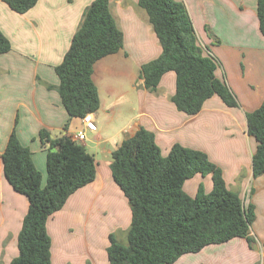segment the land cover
<instances>
[{"label": "crops", "instance_id": "1", "mask_svg": "<svg viewBox=\"0 0 264 264\" xmlns=\"http://www.w3.org/2000/svg\"><path fill=\"white\" fill-rule=\"evenodd\" d=\"M179 1L188 8L204 54L217 60L216 75L226 82L239 105L230 107L214 95L196 114L179 110L172 101L174 71L163 75L155 91L148 90L141 67L160 56L159 38L138 0H110L124 45L94 65L100 108L91 113L97 129L90 130L83 118L68 114L57 89L56 66L93 0H38L25 13L0 0V27L12 44L9 52L0 55V264H10L19 254L18 236L29 208L28 198L4 174L2 154L13 131L32 151L43 185L48 178V147L40 131L72 138L85 132V138L76 141L94 155L96 178L72 193L48 218L52 264H110V235L126 244L132 221L129 201L112 175V152L141 127L154 133L163 155L175 143L206 152L223 169L229 188L238 189L245 204L254 205L250 228L254 243L243 237L224 242L227 249L238 247L229 258L210 244L186 253H199L201 260L192 255L182 264H264V174H253L252 156L258 141L248 133L246 116L264 100V35L257 0ZM120 119L123 123L115 127L113 123ZM200 184L210 192L211 175L196 174L186 180L184 190L194 196Z\"/></svg>", "mask_w": 264, "mask_h": 264}, {"label": "trees", "instance_id": "2", "mask_svg": "<svg viewBox=\"0 0 264 264\" xmlns=\"http://www.w3.org/2000/svg\"><path fill=\"white\" fill-rule=\"evenodd\" d=\"M19 13L38 0H4ZM162 46L157 58L141 67L145 87L155 91L168 71L176 73L172 101L189 115L198 113L206 100L218 95L230 106L239 105L226 82L216 75L217 60L204 54L196 28L183 1L138 0ZM260 30L264 35V0H257ZM124 35L110 10V0H93L85 9L69 50L56 66L57 89L70 117L83 118L100 108L98 87L93 80L95 63L118 52ZM12 49L0 27V55ZM248 133L258 141L252 156L253 174H264V100L247 112ZM40 138L48 147V178L36 167L32 151L15 131L2 154L4 174L13 188L29 200L28 212L18 236L19 254L10 264H52L51 237L47 220L60 210L69 196L96 178V159L84 145L68 135L52 137L46 129ZM111 171L127 197L132 221L128 242L110 235V264H174L182 255L198 252L210 244L236 237L255 242L250 234L254 205L245 204L239 192L229 188L223 169L202 150L175 143L163 155L152 131L141 127L112 152ZM196 174L212 177L213 188L203 184L192 196L184 190Z\"/></svg>", "mask_w": 264, "mask_h": 264}, {"label": "rangeland", "instance_id": "3", "mask_svg": "<svg viewBox=\"0 0 264 264\" xmlns=\"http://www.w3.org/2000/svg\"><path fill=\"white\" fill-rule=\"evenodd\" d=\"M123 123V119H120V120H118V121H116L115 123H113V125L115 126V127H117V126H120L121 124ZM199 177H201V176H199ZM207 183V180H205V184ZM191 185V184H190ZM234 189V188H233ZM234 190H237L238 191V189H234ZM227 243H224V244H212V245H210V246H218V247H220L222 250H224L223 252L224 253H222V256H227L228 258H229V256H230V254L231 253H233V252H238V247L236 248V249H227V245H226ZM233 251V252H232ZM240 253V252H239ZM238 253V254H239ZM236 254V253H235ZM192 255H197L198 256V258L200 257V260H201V254H199V253H197V254H185V258H183V259H181V261L179 260V262H178V264H182V261H184V260H186L188 257H191ZM221 256V257H222Z\"/></svg>", "mask_w": 264, "mask_h": 264}, {"label": "built area", "instance_id": "4", "mask_svg": "<svg viewBox=\"0 0 264 264\" xmlns=\"http://www.w3.org/2000/svg\"><path fill=\"white\" fill-rule=\"evenodd\" d=\"M83 121L85 123V126L90 129V130H96L97 129V125L92 117L91 114H87L83 117ZM85 132H79L73 139L74 140H82L85 138Z\"/></svg>", "mask_w": 264, "mask_h": 264}]
</instances>
